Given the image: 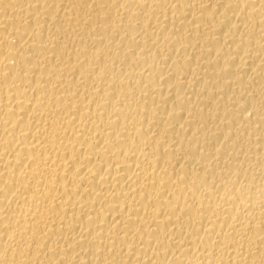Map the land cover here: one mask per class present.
Wrapping results in <instances>:
<instances>
[{
    "label": "bare ground",
    "instance_id": "1",
    "mask_svg": "<svg viewBox=\"0 0 264 264\" xmlns=\"http://www.w3.org/2000/svg\"><path fill=\"white\" fill-rule=\"evenodd\" d=\"M0 264H264V0H0Z\"/></svg>",
    "mask_w": 264,
    "mask_h": 264
}]
</instances>
